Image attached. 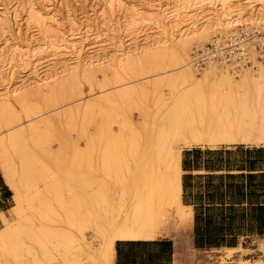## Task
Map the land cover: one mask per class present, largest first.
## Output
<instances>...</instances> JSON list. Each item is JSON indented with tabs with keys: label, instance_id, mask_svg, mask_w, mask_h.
I'll return each instance as SVG.
<instances>
[{
	"label": "bare ground",
	"instance_id": "obj_1",
	"mask_svg": "<svg viewBox=\"0 0 264 264\" xmlns=\"http://www.w3.org/2000/svg\"><path fill=\"white\" fill-rule=\"evenodd\" d=\"M100 1L102 4H99L101 10L98 15L95 12L92 13L93 10L91 14L90 11L86 12V14L84 13L85 16L82 18H75L69 14L63 17L58 13V10L48 9V6H35L32 3L28 4L27 25L35 29V36H38L40 40L36 41L33 35L31 36L33 41H30L32 39H29V41L18 40L10 46L6 53H0V76L1 70L4 71L6 67L7 70L9 69V71H12L18 64L25 67L27 66L26 68H29L28 65L30 66L31 64L29 71H31V74H33L35 78H38V69L41 67V65H38V62L42 60L46 63L51 61L54 64L63 62L66 64L63 70V73H67L66 80L64 79L66 77H60V79L57 80L58 75L53 72L51 74H45L41 79L37 80L38 82H36L34 87H36L35 92L39 93L41 96L44 93L47 94L48 92L45 91L52 89L53 83L57 80V82L60 83V85H56L58 87L57 91L53 89V94H50V92L48 93V95L50 94L52 96L45 99L44 102H41L44 103L46 108H50L55 106L58 102L76 99V105L73 106L72 104V109L68 110V106H66L67 103L65 104L67 109L65 110L67 112L63 111V114L60 113L62 116L58 115L59 107L57 106V116L66 118L65 121L68 119V121L71 122L74 116L77 117L82 114L84 119L85 117H89L90 114H93L89 113V109L94 105H92L91 101L90 103L86 101V97L81 98L83 96L81 94H83L84 91L81 93L82 91L80 89L82 88L78 86V84H81V82L78 83L80 79H84V83H86V80L87 83L90 84L91 78L96 72L103 70L118 72V70L124 67H127L128 69L126 70L128 71L131 68L136 69L134 68L136 67L135 65H137V71L134 72L133 69L132 71L136 73L137 76L142 75V72L144 74L145 68H147L148 71L154 70V73L156 71L165 70V68L167 69L168 67L174 68L170 70V72L162 73L161 75L163 76V74H166V77L163 76L161 80H157V84L161 82L159 86H162L164 83V86L166 85L165 87H168L170 92H173L169 102L167 103V100L165 101V109L163 108V111H159V113L157 111L154 115L151 114V116L145 118L146 125L141 126V128L139 127L140 129L138 130L137 128H130L128 132H124L123 128L130 125L124 123L120 126L119 134L117 133L116 137L108 134L104 135V137H106V135L109 137L106 139L107 145L105 144L106 148L101 158L102 162L100 160L102 167L104 166L106 169H111V167H113V170L114 168L117 170L115 166H119L122 160L124 161V158H129V160H131V167L128 165L130 171L126 172H130L128 173L129 175L127 174L129 179L128 188L130 193L133 194L134 201L122 215H114L117 219H113L114 216L112 218L107 217V219L109 218L107 221L104 219L103 228H106L107 232L103 234V238L101 237L102 242L99 247L92 248L85 244L84 248L86 247V251L92 253V255L89 254V260H94L93 264L96 262L97 264H113L115 255L114 245L118 240L149 241L159 236H164L165 234L159 228L160 223L163 221H174L180 228L191 226V208L184 206L181 202L182 149L191 148L193 146L214 148L221 145L233 146L243 144H260L261 147L264 148V54H261L264 52V0H147L148 4L133 3L136 2L135 0ZM234 4H243L248 8L250 14L248 20L242 21V19H240L242 9L239 11L240 13H236L235 15L232 14L230 10ZM204 8L210 10H204ZM204 12H208L211 15L210 18L206 19V17L202 16L201 14ZM121 20H123L124 29L119 28ZM1 24V27L5 25L4 27L7 28L9 26L7 22ZM114 26H116L117 29H115ZM247 26H251L253 29H261L260 31H256L258 33H251V40H255L254 43L257 42L256 39L258 35H263L258 46L248 44L249 40L236 42L238 39L237 36H235L237 35V29ZM99 28H104L106 32L111 34H118L120 32L124 34L123 39H126L127 42L126 48H123L125 41L123 42L121 39L117 42L118 45L113 52L111 60L107 61L106 65L100 63V60L93 57H88V59H83L82 57L84 50V47H82L83 38L92 35L93 32ZM229 33H233V35L228 36ZM209 38L213 41V50H208L206 45L202 47V44L207 42ZM38 43L42 46L38 45ZM196 47H200L201 49H198L195 53ZM191 52H194L193 56H191ZM44 55H46L45 58L41 60H38V58L36 59V57ZM257 55H260V62L255 57ZM45 59L48 60L46 61ZM247 60L253 63V67L246 69L240 68L248 67L245 66L247 63H244V65L242 64V62H247ZM68 62L72 65L68 66ZM205 62L206 66L202 67ZM195 65L197 69L194 68ZM231 66L240 68L241 70H234L232 73L233 75H231L227 70L231 68ZM199 67L202 68L199 70ZM13 72L14 71H12V73ZM101 75L103 76V74ZM119 75L121 76V74ZM125 75L126 73L124 76ZM136 75L135 77H137ZM234 75H237V81L234 80ZM115 76L117 75L115 74ZM157 76L159 75L155 77L157 78ZM3 77L5 78L6 76ZM118 77L115 78L114 82L118 85H114L115 88L113 87L115 92L110 95L106 94L107 96L104 95V97L99 100L100 103H105V107L106 103L110 105L111 101L113 103L116 102L115 100L113 101V99L126 100L128 98L131 100V95L141 94V92L144 93L145 91L139 92V90L137 92L130 88L132 84H135V81L131 82L130 78V82H125L127 79L125 80L124 78H122L123 80L119 78L121 81H116ZM53 78L55 79L53 80ZM10 80L12 79H9V81ZM112 81H109L110 83L107 84H111L112 86ZM123 81L125 84H123ZM141 81L144 80L142 79ZM120 82L122 83L120 84ZM105 84L106 83L103 84V89ZM154 84H156V82H154ZM154 84L152 85V83H150V87H157V85ZM147 85H149L148 82ZM178 85H183L185 87L178 90ZM106 86L107 85H105V87ZM134 87L136 89V86ZM29 88L31 87L24 85L22 87L16 86V88L13 87V89H11L8 83L4 86L3 91L5 92L0 93V175H2L5 184L12 192L13 202V205L7 211V214H10L9 218L6 214L0 213V222L2 224V227H0V264H49L46 263V261H49L47 260V254L43 251L38 254L33 246V238L31 236L29 237V235L34 232V229L29 225V223H31L30 218H21V214L25 211L24 209L26 206L31 210H39L38 200L41 194H39V191H36V188L35 191L32 192L34 188L31 186V183L37 182L39 185V182H41L42 185L44 180L46 181L48 179V184L52 181L53 178L49 177V175L56 174L57 172H55V169L53 174H51V171L48 175L49 172H46L47 168L45 169L43 165L46 160L52 161L54 165H58V161H65V164L66 162L68 163L67 167L73 165L75 168L82 163V161L85 163L86 158L85 154L78 151L79 149H77L78 147L73 141L68 140L66 137H62L61 134L59 146L62 148V152L60 150L59 154H53L52 150H48L52 151L50 155H47V150L45 154L38 152L41 148H43V151L45 150L44 148L48 141L46 135L50 131V128L48 131V127H52V124L50 125V123L46 122V119H39L41 116L43 117L46 115H43L45 114L43 113L40 114V116L38 115L39 109L37 112L33 109V107H38L37 105L40 104L39 98V102L36 101L38 103L37 105L31 104L33 102L36 104L35 101L29 103L30 97L29 94H27V89ZM251 91L256 92L257 97L254 102L248 104L241 95ZM39 94L36 96L39 97ZM46 94L43 96H46ZM161 95L162 94H160V96ZM142 96L141 98H143ZM133 97L132 100L136 99L137 95ZM138 98L139 97H137V99ZM161 98L163 100V96ZM161 98H158V101H160L159 99ZM82 100L84 101L81 102ZM123 102L126 103V101ZM68 104H70V102ZM89 104H91V106ZM100 105L101 104H99V106ZM40 107L42 109V106ZM102 110L104 113V109ZM107 110H105V112ZM48 111L51 112L50 109ZM144 112L141 114H144ZM109 113H107V115ZM232 114L242 119L245 118L246 122L244 123L241 120L231 119ZM59 117H57V120H59ZM93 118L90 122L94 120ZM104 118L107 119L109 117ZM101 119L103 118H100V120ZM24 120H26L27 126L25 125L24 127L26 128H21L23 127L21 121ZM49 120L51 122L50 118ZM75 121L76 120L73 122ZM95 122L94 120L93 123ZM103 124L106 125V123ZM103 124L104 130H107L108 126L105 129ZM82 127L83 126L74 127V129L79 135L84 136L86 134H84V132L87 131L85 129L84 131ZM52 128L55 129L54 127ZM68 129L70 128L66 130ZM41 130L43 131L40 132ZM100 130H103V128H100ZM53 131L55 130H52V132ZM103 132L104 131H102L99 136H103ZM94 139L91 137L85 140L87 149L96 146L95 144H97V142L95 143V141L96 139L99 140L98 136ZM103 144L104 143H102V146L104 147ZM69 150H71V152L73 151L71 155L66 154ZM56 153H58V151ZM66 157L67 160H65ZM125 160L127 161V159ZM49 161L46 163L48 164ZM47 164L45 165L47 166ZM59 164L61 165V162ZM63 165L61 166L65 169ZM49 168L51 167H48V169ZM70 168L72 170V166ZM117 171L115 172L117 173ZM67 172L62 173L67 174ZM55 177H57V175H55ZM59 177L61 179V175H59ZM67 177H69L68 174ZM69 178L71 179V177ZM83 181H85V179H82V182ZM62 182H65V180ZM62 184L64 185V183H61V185ZM87 184L86 187L90 188L91 186H87ZM51 185L55 186L52 182L49 186ZM49 186L43 185V189L46 190L45 188ZM55 189L57 188L53 187L54 191ZM60 189L61 187L59 190ZM70 189L72 190V187ZM92 189H95V187ZM53 190H49L48 188L47 192ZM59 190H57V193H59ZM88 190L89 189L84 192V195H82L83 192L80 191L82 196H76V193L74 198L69 197V199L71 198L69 200L70 203L77 206L83 200L99 207L102 206L105 199H107L106 194L108 190L106 189V185L100 182L97 184L96 190L91 193H89ZM63 192L65 194V191ZM32 193H34L33 196L31 195ZM68 193L74 194V192L70 191ZM51 195L54 197L56 194L51 193ZM58 199L61 201L60 197ZM107 211L109 212V210ZM35 232H38V230ZM47 232L48 231H46V233ZM50 234L51 236L54 235L53 233ZM59 234H55L54 237H59ZM178 234L181 235L180 233ZM66 238L67 237L64 235V239ZM60 239L62 240V238ZM186 248H182L181 251L179 249L181 257L179 260H176L177 264H203L205 262L201 253L196 251L194 253L192 252L193 250L188 251ZM58 249L61 250L60 252H62V250L64 252L65 248L60 247ZM61 264H80V262L78 259L74 258L71 261L66 259ZM240 264H264V262L255 261L251 263L248 260H244L240 261Z\"/></svg>",
	"mask_w": 264,
	"mask_h": 264
},
{
	"label": "rangeland",
	"instance_id": "obj_2",
	"mask_svg": "<svg viewBox=\"0 0 264 264\" xmlns=\"http://www.w3.org/2000/svg\"><path fill=\"white\" fill-rule=\"evenodd\" d=\"M93 1H95V2H93ZM135 1L136 2H133V3L148 4L147 0H135ZM31 3L35 6L36 5H44V6H48V9L49 8L54 9L55 11L58 10V13L63 17H66V15L69 14L75 18H82L83 16H85L86 12L90 11V14H91V12L93 10L94 11L92 13L95 12L98 15V13L101 10L100 5L102 4V2L100 0H0V53H3V54L6 53L7 50L10 48V46L14 42H17L18 40L29 41V39H32L30 41H33V38L36 39V41L40 40L38 36H35L36 35L35 29L31 28L30 25H27V21H26V19L28 18L27 17V15H28V4H31ZM55 7H56V9H55ZM241 9H242V12H241L242 15H241L240 19H242V21L248 20L250 17V14H249L248 8H246L245 5L234 4L231 7L230 11L232 12L233 15H235L236 13L237 14L240 13L239 11ZM204 10H210V9L204 8ZM201 15L206 17V19L210 18V16H211L208 12H204ZM5 22H7L9 25V26L7 25L8 29L6 27H4L5 25L1 27V25H2L1 23H5ZM120 23H121V25L119 26V28L124 29L123 28V20H121ZM114 27H115V29H117L116 26H114ZM100 28L98 30H95L92 35H89L88 37L83 38L82 47H84V50H83L82 57H83V59H86V58L88 59V57H93L95 59L100 60V63H103L104 65H106L107 64L106 62L111 60L113 52L115 51V49L118 45L117 42L120 41L121 39L123 40V42L125 41L123 48H126L127 42H126V39H123L124 34H121L120 32L118 34H111V33L106 32V30L104 28H102V29H100ZM260 30L261 29H259V30L253 29L251 26L238 28L237 32H236L237 35H235V36H237L239 41L249 40L248 44L253 45V46L254 45L258 46L260 44L259 42H261V39L263 38V35H258V37L256 39L257 42L254 43L255 40L254 41L251 40V38H252L251 33L252 32L258 33L256 31H260ZM231 35H233V33L228 34V36H231ZM31 36H33V38ZM225 40H227V39H225ZM212 44H213V41L209 38V40L207 42L202 44V47H204L206 45L207 49H213ZM38 45H40V44L38 43ZM40 46H42V45H40ZM198 49H201V48L196 47L194 52L196 53ZM194 52L193 53L191 52L192 53L191 56H193ZM45 57H46V55L41 56V57H36V59L38 58V60H41L42 58H45ZM255 57L258 59L259 62L261 61L260 55H257ZM45 60L47 61L48 59H45ZM43 61L44 60L38 62V65L39 66L41 65V67H39L40 69H38L39 74L37 73V75L39 76L38 78H35V76H33V74H31V71H29V69L31 68L30 67L31 64H30V66L28 65L29 68H26L27 66L25 67V66L18 64L17 66H15L13 68L14 69V70H12V71H14L13 73H12V71H9V69L7 70V67L4 69V71L1 70V76L2 77L0 76V79H1L0 85H2V86H0V87H2V88H0V93L5 92V91H3L4 86L7 85L8 83H9V87H11V89H13V87L16 88V86L22 87L24 85L31 87V88L27 89L28 90L27 94H29V97L32 98V99L29 98V103H31L32 101H35L36 104H34V102L31 104L37 105L38 104L37 102L40 101L39 105L42 106L43 110L41 109V107L39 105H37L38 107L35 106L36 108L33 107V105H32L33 109L36 112L39 109L38 115L45 113L43 115H46L47 117L46 116L42 117L40 115L41 117L39 119H46V122L50 123V125L52 124L51 126L55 128V129H53L50 126L48 127V131H49V128H50V131L46 135L48 137V139H47L48 141H47L46 147L44 148L45 150L43 151V148H41V149L39 148L40 149V150H38L39 153L45 154L46 150H47V152H46L47 155L52 154V151H53V154H59L60 150L62 152V148L59 146L60 141H61V139H60V137H61L60 134H61L62 137H64V138L66 137L68 140L73 141V143H75V145H77V147H78L77 149H79L78 151L81 152L82 154H85V157L87 159L85 158V163H83V161H82V163H80L81 165L79 164L75 168L73 167V165H69L68 166L69 168H68L67 167L68 163L66 162V164H65V161L64 162L58 161L57 162L58 165H54L52 161L46 160L45 163H43V165H44L45 169L47 168L46 172L47 171L49 172V173L47 172L48 175L51 173V171H52L51 174H53V172L56 169V171H55V172H57L56 174L54 173L53 175H49V177L53 178L52 181H50V183L52 182L55 186H53V185L49 186L50 183L48 184V181H49L48 179H47L48 181L44 180V183L42 185H41V182H39L40 186L38 185L37 182L31 183L32 184L31 186L34 188V190H32V192L35 191V188H36L37 189L36 191H39V194H41L39 196V200H38L39 210L38 209L37 210H31V209L27 208V206H26V208L24 209L25 211L23 212V214H21V218H23V219L24 218H30L31 223H29V225L34 229L33 233L35 234V236L32 233L29 235V237L31 236L33 238V242H34L33 246L35 247L38 254L42 253V251L47 254V260H49V261H46V263L61 264L66 259H69L71 261L75 258V259H78L80 264H93L94 260L93 261H91V259L89 260V254L92 255V253L87 252L86 251L87 248L86 247L84 248V245L87 244L92 248L99 247V245L102 242L103 234H105L107 232L106 228L105 229L103 228L105 220L107 221L109 218H112L114 215L116 216L117 214L122 215L124 213V211L134 201L133 194L130 193V190L128 188V182H129L128 181L129 180L128 179V175H129L128 173H130V172H126V171H130L131 160H129V158H124L125 162L122 160V162L119 164V166H115L118 171L115 170V168H114V170L117 171V173L113 170V167H111V169H109V168L106 169L104 166L102 167L101 158H102V155L104 154L103 152H105V148H106L105 144L107 143L106 139L109 137L108 135H110V136L112 135V136L116 137L117 133L119 134L120 126L124 123L130 124L129 126H126L123 128L124 132H128V130L130 128H134V129L137 128V130H138L141 128V126L146 125V119L145 118H148V116H151V114L154 115L155 113H157V111H158V113H159V111L160 112L163 111V108L165 107L164 103H166L165 101L167 100V103L169 102V99L172 97L173 92H170L169 88L165 87L166 85L164 86L163 82H162L163 85L159 86V85H161V82H158V84H157V80L158 81L161 80V78H163V76L166 77V74H163V76H162L161 75L162 73L170 72V70H172L174 68L168 67L167 69L165 68V70H161L162 72L156 71L155 72L156 74L154 73V70H149L150 71V73H149L147 68H145L144 74L142 72L141 73L142 75L137 76L136 73H134L135 71H137V65H135L136 67H134V68H136V69L131 68L128 71L126 70V69H128L127 67L121 68L120 70L122 72L120 70H118V72L120 71L121 73L120 72L119 73L114 72L112 70H103L100 72H96L95 75L91 78L92 84L90 81H89L90 84H88L86 80H85L86 83H84V79H80L78 81V83L81 82V84L80 85L78 84V86H79V88H80V86L82 88V89H80L82 91L81 93H83V91H84V93L81 94V95H83L81 98L86 97L85 99L89 103L91 101L92 105H94V106L89 109V113H93V114H90L89 117H85L86 120H85V118L83 119L84 116L82 114L78 115L77 117L74 116L75 118L72 117L71 122L68 121V119H67V121L69 122L68 123L67 121H65L66 118H63V117L60 118L59 116L60 115L62 116L63 111L67 112L66 111L67 109L68 110L72 109V107L74 105H76V103H75L76 99H74V100L71 99V101H70V99L68 98L69 100L61 101L63 103V107H62L61 102H58L57 103L58 105L56 104L55 106H52L50 108H46V106H44V103H43L45 99L52 96L50 94L54 93L53 89H55V91H57V89H58L57 86L60 85V83H58L57 80H59L60 77L61 78L66 77L64 79L65 80L67 79V73H63V70L65 69L66 64H64L63 62H59L57 64H54L51 61H48V63H46L44 61V63H45L44 64ZM251 61H252V59H251ZM251 61L247 60V62H242L243 65H244V63H247L245 66H248V67H240V68L246 69V68L253 67V63ZM33 63H34V61H33ZM226 63L230 64L228 62H226ZM68 64H69L68 66L72 65L69 62H68ZM205 66H206V62L204 63V66H202V67H205ZM196 67L197 66L195 65L194 68H196ZM202 67H199L198 69L200 70ZM240 68H236L234 66H231V68H228L227 70L231 75H233L232 74L233 71L234 70H241ZM132 69L134 70V72L132 71ZM138 69H139V65H138ZM124 70H125V72H124ZM109 71L113 72V73H110ZM53 72H55V74H57L59 77L57 76L58 79L53 83L52 89H50L51 91L50 90L45 91L48 93L50 92V94L48 95V93L47 94L44 93L40 96L39 93L35 92L36 87H34V85L36 84V82H38L37 80L41 79L45 74H49V73L51 74ZM147 72H148V74H147ZM125 73H126V75L124 76ZM101 74H103V76ZM115 74L117 76H115ZM119 74H121V76L123 75L124 77L123 76L121 77ZM135 75L137 77H135ZM156 75H159V76H157V78H156L155 77ZM3 76H6V77L4 78ZM118 76H120V77H118ZM116 77H118V79L116 81H121V80H123L122 78H124L125 80L127 79V81H125V82H130L129 81V78H130L131 82L135 81V84H132L130 88L134 89L137 92L139 90H140L139 92L145 90L144 93L141 92V94L140 93L136 94L137 97H139L138 99H137L136 95H131L132 98H134L133 96L136 97V99H133V100H132V98H131V100H129L128 98L126 100L121 99L122 101L120 99H113V101L115 100L116 102L113 103L111 101V103L109 102L110 105L108 103H106V107H105V103L102 104V103H100L99 100H100V98H103L104 95H106V94L110 95L111 93L115 92L114 88H115V86H118L114 83ZM150 77H152V78H150ZM233 77H234V80H236V81L238 80L237 75H234ZM9 79H12V80L9 81ZM54 79L55 78H53V80ZM112 79H113V81H112ZM137 79H138V81H137ZM142 79L144 81H141ZM81 80H83V81H81ZM109 81H112V86H111V84H109V85L107 84V83H110ZM151 81H153V82H151ZM82 82H83V84H82ZM103 82L106 83L105 85H107L106 87L104 85V89H103V84H104ZM125 82L123 81V84H125ZM147 82L149 83V85H147ZM154 82H156V84H154ZM12 83H14V84H12ZM121 83L122 82H120V84ZM150 83H152V85L153 84L157 85V87L153 86L154 88H151ZM90 85H92V86H90ZM101 85H102V87H101ZM141 85H143V86H141ZM110 86H111V88H110ZM129 86H126V87H129ZM134 86H136V89ZM140 86L143 88H141ZM184 87L185 86H183V85H178L177 89L181 90ZM148 88H149V90H148ZM159 93L162 95L160 96ZM38 94H39V97L36 96ZM45 94H46V96H43ZM31 95H32V97H31ZM89 95H91V96H89ZM256 95H257L256 92L251 91V92H246L244 95H241V96L244 97L243 99H245L246 102L249 104V103L255 101V99L257 97ZM141 96L143 98H141ZM162 96H163V100L161 98ZM35 97L37 98V100ZM38 98H39V101H38ZM158 98H161V99H159L160 101H158ZM118 100L121 101L122 103L119 102ZM41 101H43V102H41ZM68 101L70 102V104H68L69 103ZM83 101L84 100H82L81 102H83ZM123 101H126V103ZM93 103H96V104H93ZM97 103H98V105H97ZM162 103H163V105H162ZM65 104H66V106H68L67 109L65 107ZM72 104H73V106H72ZM99 104H101V105L99 106ZM89 105L91 106V104H89ZM57 106L59 107V110H58L59 113L57 111V109H58ZM54 107H55V109H54ZM44 108H46V109H44ZM93 108H94V110H93ZM99 108H101V109H99ZM49 109L51 110V112H53V110H54V112L53 113L49 112L48 111ZM95 109H97V110H95ZM102 109H104V113H103ZM90 110H91V112H90ZM105 110H107V111L105 112ZM144 110H145V112H144ZM46 111H48V112H46ZM96 111H97V113H96ZM142 112H144V114H141ZM57 113L59 116H57ZM60 113H62V114H60ZM107 113H109V114L107 115ZM102 114H105V115H102ZM53 115H55V116H53ZM91 115H92V117H91ZM146 115H147V117H146ZM56 116L59 117L58 118L59 120H57ZM103 116L109 117V118L106 119ZM79 117H82V118H79ZM93 117H95V118H93ZM49 118L51 119V122H50ZM92 118L96 121L95 123H93L94 120L90 122V120ZM100 118H103V119L100 120ZM87 119H88V121H87ZM105 119L107 122L105 121ZM231 119H237L239 121L241 120L244 123L246 122L245 118L242 119L239 116H236L235 114L231 115ZM74 120H76L77 122L76 121L73 122ZM24 121H21V123L23 124L22 125L23 127H21V128H26V127H24L26 125V120H24ZM57 121H58V123H57ZM84 121H86V122H84ZM83 122H84V124H83ZM87 122H89V123H87ZM102 122L106 123V125L103 124ZM101 123L105 126V129L107 126L110 128L107 127V130H104V127L102 126ZM142 123H143V125H142ZM78 124H80V125H78ZM60 126H62L63 128ZM65 126H66V128H65ZM79 126H83L82 127L83 130L85 129L87 131V132H84V134L86 133L85 135L87 137L85 135L81 136L77 132H75L74 127H79ZM92 126H93V128H92ZM88 127H90V128H88ZM67 128H70V129L66 130ZM100 128L101 129L103 128V130H100ZM51 129L55 130V131L52 132ZM42 131L43 130H41L40 132H42ZM61 131H63L64 134ZM102 131H104L102 134L103 136H99V134H101ZM106 131H108V132H106ZM53 133H54V135H53ZM105 134H108V135H106V137H104ZM97 136H98L99 140L96 139V141H95V143L97 142V144H95L96 146H93V147L87 149L85 140L89 139L91 137H92V139H94V138H97ZM100 137H102V138H100ZM103 140H105V141H103ZM57 141H59V142H57ZM99 141H100V143H99ZM102 143H104L103 144L104 147L102 146ZM49 145H50V147H49ZM253 145H260V144H253ZM98 146H99V148H98ZM96 147H97V149H96ZM46 148H49V149H46ZM184 149H182V151ZM48 150H52V151H48ZM57 151H58V153H56ZM100 151H101V153H100ZM67 152H68V153H66L67 155H71L73 151L71 152V150H69ZM125 159H127V161ZM65 160H67V157ZM100 160H101V162H100ZM48 161H49V163L47 164L46 162H48ZM60 162H61V165L64 164L63 166H65V169H64V167L62 168V166L59 164ZM45 164H47V166ZM49 164H50V166H49ZM52 165H54V166H52ZM128 165L130 167H128ZM71 166H72V170L70 168ZM48 167H51V168L48 169ZM66 168H67L68 172H67ZM58 170L61 172H59ZM104 170H106V171H104ZM62 172H67L68 176L71 177V179L69 177H67L66 173H62ZM107 172H109V173L106 174ZM0 173H1V171H0ZM65 174H66V176H65ZM55 175H57V177L59 179L57 177H55ZM59 175H61V179H60ZM68 179H70V180H68ZM82 179H85L86 183H85V181L82 182ZM64 180H65V182H62ZM80 180H81V183H80ZM90 182H92V183H90ZM100 182L104 183L106 185V189L108 190V193L106 194L107 199H105V202L102 206L99 207L95 204H90L88 201H83V200L77 206H74V205H72V203H70L69 200L71 198L69 199V197L74 198L76 193H77L76 196H79V195H81L80 194L81 192H83L82 195H84V192H86L87 189H89L88 191H89V193H91L92 191L96 190V186ZM61 183H64V185L62 184L63 185L62 186ZM65 183L69 187H67L65 185ZM94 183H96V184H94ZM86 184H87V186H91V187L87 188ZM43 185L44 186L48 185L49 187L45 188L46 190H44ZM38 186H39V188H38ZM70 186L72 187V190L70 189L71 188ZM93 186L95 187V189H92V188H94ZM53 187L57 188V189H55V191H54ZM60 187H61V189L59 190ZM66 187H67V190H66ZM48 188H49V190L51 189L54 192L53 191L47 192ZM62 188H64L65 190ZM57 190H59L58 191L59 193H57ZM73 190H75V191H73ZM63 191H65V194ZM69 191L74 192V194L70 193V194H72V195H70L68 193ZM51 193H55L56 195H54V197H53L52 196L53 194L51 195ZM31 195L33 196L34 193H32ZM58 196L61 198V201L58 199L59 198ZM57 199L60 202H58ZM12 205H13V202H12ZM107 210H109V212ZM112 212H113V214H112ZM106 213H108L110 215H108ZM6 216L9 218L10 214L6 213ZM115 216L113 219H117ZM107 217H109V218L107 219ZM0 227H2L1 222H0ZM40 228H41V230H40ZM159 228L165 234L164 236L180 237V238H178V240L184 238L185 230L187 229V227L186 228H180V226L174 221H169V222L163 221L162 223H160ZM37 230H38V232H35ZM50 230H51V232H50ZM46 231H48L47 232L48 234L46 233ZM55 232H57L58 234L60 233L63 237L59 234V237L55 236L56 237L55 238L54 235L55 234L57 235V233H55ZM50 233H53L54 235L52 234L53 236H51ZM178 233H180L181 235H179ZM64 235H65V237H67L69 239L68 240L66 238L68 240V242H67L68 244L66 243L67 240L64 239ZM36 236H38V237H36ZM46 236H47V238H46ZM39 237H40L41 241L39 240ZM60 238H62V240ZM42 240H43V242H42ZM63 240H65V241H63ZM177 243H178V241L176 242V244ZM247 245H248V248L246 250H242L241 248H237V250H235V251H229V250H223V249L222 250L208 251L206 253V260H207L206 264H240V261H244V260H248L251 263H254L255 261L264 262V239L251 240V242H249V244H247ZM58 246H60L61 248L63 247L67 250L64 249V252L62 250V252H63V254H62V252H60L61 250L58 249V248H60ZM55 247H57V248H55ZM82 249H83V251H82ZM91 255H90V258H91ZM38 257H39V255H38ZM180 257H181V253H180L179 258ZM94 264H97V262Z\"/></svg>",
	"mask_w": 264,
	"mask_h": 264
},
{
	"label": "crops",
	"instance_id": "obj_3",
	"mask_svg": "<svg viewBox=\"0 0 264 264\" xmlns=\"http://www.w3.org/2000/svg\"><path fill=\"white\" fill-rule=\"evenodd\" d=\"M181 170V202L192 211V223L185 230L184 238L118 240L114 245L113 264H176L179 249L186 247L188 251L201 253L206 264L208 251L246 250L251 240L264 239V235L248 233L249 229L264 226V148L261 145L193 146L182 151ZM11 206L12 192L0 175V213L6 214ZM208 228H222L220 231L225 233L229 228L240 229L245 235L237 236L231 246L197 248L195 231Z\"/></svg>",
	"mask_w": 264,
	"mask_h": 264
},
{
	"label": "trees",
	"instance_id": "obj_4",
	"mask_svg": "<svg viewBox=\"0 0 264 264\" xmlns=\"http://www.w3.org/2000/svg\"><path fill=\"white\" fill-rule=\"evenodd\" d=\"M221 229L222 228H218V229L208 228L205 231L196 230L195 231V246L197 248H204V247L213 248V247H220V246H231L234 243L237 236L245 235L244 233H242L240 229L233 231L232 229L229 228L226 233L220 231ZM248 233L264 235V226H259L255 229H249Z\"/></svg>",
	"mask_w": 264,
	"mask_h": 264
},
{
	"label": "built area",
	"instance_id": "obj_5",
	"mask_svg": "<svg viewBox=\"0 0 264 264\" xmlns=\"http://www.w3.org/2000/svg\"><path fill=\"white\" fill-rule=\"evenodd\" d=\"M236 42H239V40L237 39V40H236ZM208 50H213V49H208ZM261 54H264V52H263V53H261ZM241 60H242V59H241ZM200 63H201V62H200Z\"/></svg>",
	"mask_w": 264,
	"mask_h": 264
}]
</instances>
